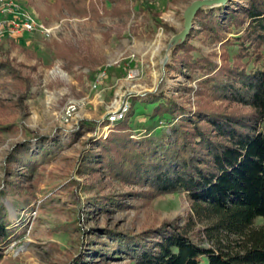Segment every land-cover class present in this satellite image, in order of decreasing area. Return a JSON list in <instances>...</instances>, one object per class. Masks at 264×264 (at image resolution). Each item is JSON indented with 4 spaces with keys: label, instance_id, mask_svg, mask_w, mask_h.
<instances>
[{
    "label": "rangeland",
    "instance_id": "rangeland-1",
    "mask_svg": "<svg viewBox=\"0 0 264 264\" xmlns=\"http://www.w3.org/2000/svg\"><path fill=\"white\" fill-rule=\"evenodd\" d=\"M18 1L52 32L48 38L36 33L0 41V57L8 53L7 60L20 77L0 78V125L9 127L0 133V190L9 180L7 159L17 145H28L39 163L21 178L22 195L5 190L2 202L8 219L24 234L11 244L1 264H133L114 253L110 259L98 257L110 245L106 231L136 235L177 217L183 225L190 204L183 194L162 195L143 204L131 196L138 187L84 173L83 156L93 142L113 130L108 117L123 108L126 115L132 110L133 139L168 133L151 117L156 106L151 94L173 96L195 109L201 74L189 79L186 70L170 72L167 65L173 53L166 60L164 54L184 30L186 10L202 0H88L95 2L98 14L85 17L56 10L54 0ZM64 44L73 45L75 59L55 57L56 47ZM192 44L203 54L209 51L197 39ZM215 50L219 52V46ZM216 62L220 64L219 59ZM24 78L35 83L22 98ZM184 88L193 91L189 95ZM82 121L90 124L88 131L79 127ZM42 139L47 140L44 159L37 149ZM108 195H128L122 199L127 208L102 213L90 206V200ZM262 223L258 219L255 226ZM64 225H69L66 232L59 229ZM202 228L196 224L190 235L198 237ZM202 245L208 248L212 243L204 240Z\"/></svg>",
    "mask_w": 264,
    "mask_h": 264
},
{
    "label": "trees",
    "instance_id": "trees-1",
    "mask_svg": "<svg viewBox=\"0 0 264 264\" xmlns=\"http://www.w3.org/2000/svg\"><path fill=\"white\" fill-rule=\"evenodd\" d=\"M94 3L54 0L53 7L85 17L89 12L98 14ZM159 26L171 31L165 24ZM194 39L209 50L207 54L192 44ZM56 48V58H76L73 45ZM193 51L201 55L193 57ZM7 56L0 57V78H20ZM170 62V72L186 70L189 79L201 74L195 109L173 96L151 94L156 104L151 117L161 121L168 133L133 139L131 110L123 120L108 122L113 130L93 142L82 167L84 173L138 187L131 196L143 204L162 195L183 194L190 213L183 225L177 217L136 235L106 231L110 245L98 257L110 259L114 253L133 264H264V0H231L221 8L199 10ZM34 83L21 80L22 98ZM183 90L189 95L193 91ZM79 127L88 131L90 124L82 121ZM8 129L0 125V133ZM46 141L37 146L41 159L48 157ZM7 162L9 180L0 190V264L11 244L24 234L8 219L2 202L5 190L22 195L21 178L39 165L28 145H17ZM127 197L100 196L89 204L102 213L110 208L123 211L127 205L122 199ZM258 219L263 223L255 226ZM196 224L203 225L198 237L190 235ZM66 227L59 229L66 232ZM204 240L212 246L203 247Z\"/></svg>",
    "mask_w": 264,
    "mask_h": 264
},
{
    "label": "built area",
    "instance_id": "built-area-1",
    "mask_svg": "<svg viewBox=\"0 0 264 264\" xmlns=\"http://www.w3.org/2000/svg\"><path fill=\"white\" fill-rule=\"evenodd\" d=\"M51 32L52 28L46 27L18 0H0V41L5 38L17 41L24 35L36 33L48 38ZM127 111V108L119 110L114 116L108 117V122L123 120Z\"/></svg>",
    "mask_w": 264,
    "mask_h": 264
},
{
    "label": "water",
    "instance_id": "water-1",
    "mask_svg": "<svg viewBox=\"0 0 264 264\" xmlns=\"http://www.w3.org/2000/svg\"><path fill=\"white\" fill-rule=\"evenodd\" d=\"M230 0H202L192 3V5L186 10L184 14V30L176 35L169 43L166 53L164 54V60L168 59L169 55L173 53L177 46H180L186 40L189 35L193 20L196 13L202 9H214L225 6Z\"/></svg>",
    "mask_w": 264,
    "mask_h": 264
},
{
    "label": "bare ground",
    "instance_id": "bare-ground-1",
    "mask_svg": "<svg viewBox=\"0 0 264 264\" xmlns=\"http://www.w3.org/2000/svg\"><path fill=\"white\" fill-rule=\"evenodd\" d=\"M125 117H126V116H125ZM125 117H124V118H125Z\"/></svg>",
    "mask_w": 264,
    "mask_h": 264
}]
</instances>
